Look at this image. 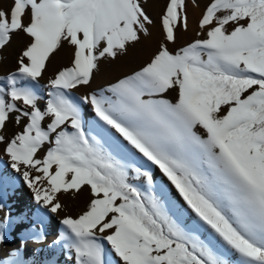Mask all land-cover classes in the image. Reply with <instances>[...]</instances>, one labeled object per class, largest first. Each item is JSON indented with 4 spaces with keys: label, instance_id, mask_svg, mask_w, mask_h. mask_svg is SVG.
I'll use <instances>...</instances> for the list:
<instances>
[{
    "label": "snow or ice",
    "instance_id": "6c2138e0",
    "mask_svg": "<svg viewBox=\"0 0 264 264\" xmlns=\"http://www.w3.org/2000/svg\"><path fill=\"white\" fill-rule=\"evenodd\" d=\"M158 2L0 0V65L20 44L0 75V191L22 181L37 206L0 218V246L10 221L26 246L59 217L68 264H264V0H206L184 43L201 0ZM119 62L135 66L97 84Z\"/></svg>",
    "mask_w": 264,
    "mask_h": 264
},
{
    "label": "bare ground",
    "instance_id": "6f19581e",
    "mask_svg": "<svg viewBox=\"0 0 264 264\" xmlns=\"http://www.w3.org/2000/svg\"><path fill=\"white\" fill-rule=\"evenodd\" d=\"M206 0H201L200 7H190V17L192 23V31L188 33L181 34V43L189 42L191 39L195 37L196 31V21L201 13L203 8V4ZM162 8V0L156 4L155 7L150 8L149 11L152 13L154 17H158ZM154 35L153 38L148 42L146 48L142 49L140 55L143 56L150 49L156 46V43L160 39V31L159 27L153 29ZM20 47V44H14L12 48L8 50L9 59L6 64L0 65V75L5 74L6 71L11 70L15 67L14 58L17 54V51ZM69 62V52L65 50L61 52L60 55L53 62L52 67L49 69L48 76L52 75L54 71H56L59 67L66 65ZM134 63H123L119 62L116 65L107 67L105 72L97 78V84H102L106 80L111 79L113 75L118 72H126L129 68L134 67ZM48 76L44 77V83H46ZM96 85L94 84L93 87ZM81 92L84 90L81 89ZM2 152H0V156H2ZM7 162V157H3L0 160V167H4ZM5 175H12V171L10 168L4 167ZM165 183L167 181L165 180ZM0 200L6 205V207L0 211V218H4L5 216H10L12 220H15L17 217H21L23 215H27L29 218L33 217V215L37 211V206L35 202L31 198L30 190L23 184L22 181H17V184L14 188H6L3 191H0ZM64 204L66 205V211L69 213H74L79 211L80 207H82V202L79 200H73L71 198H66L64 200ZM63 215V213H61ZM59 217H56L55 220L49 219L48 225V235L47 241L45 243H36L34 239L28 240L26 246L21 245V233L24 228H27L29 225H21L15 226L11 221L9 222L6 228V236L7 242L1 246V254L0 258H7L10 253L15 250L17 247H21L22 252L26 253L25 258L30 260H35L37 264H44L45 261L50 260L53 256L59 259L60 264H68L66 261V250L64 252L59 251L56 247H49L52 241L57 237L58 232L60 230L61 225L58 223ZM21 227V233H15L17 228ZM11 238L13 240L11 241Z\"/></svg>",
    "mask_w": 264,
    "mask_h": 264
},
{
    "label": "rangeland",
    "instance_id": "374dc122",
    "mask_svg": "<svg viewBox=\"0 0 264 264\" xmlns=\"http://www.w3.org/2000/svg\"><path fill=\"white\" fill-rule=\"evenodd\" d=\"M154 175H155V179H156L157 181H160V180H162V179H165V178H163V176L159 173L158 170L154 172ZM21 232H22L21 227H19V228H17V229L15 230V233H21ZM12 240H13V238H11V241H12ZM0 254H1V246H0Z\"/></svg>",
    "mask_w": 264,
    "mask_h": 264
}]
</instances>
